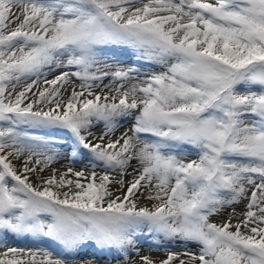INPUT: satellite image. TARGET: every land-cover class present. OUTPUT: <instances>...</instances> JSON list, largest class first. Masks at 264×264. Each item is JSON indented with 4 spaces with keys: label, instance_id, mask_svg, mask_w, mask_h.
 <instances>
[{
    "label": "snow or ice",
    "instance_id": "obj_1",
    "mask_svg": "<svg viewBox=\"0 0 264 264\" xmlns=\"http://www.w3.org/2000/svg\"><path fill=\"white\" fill-rule=\"evenodd\" d=\"M0 264H264V0H0Z\"/></svg>",
    "mask_w": 264,
    "mask_h": 264
},
{
    "label": "rangeland",
    "instance_id": "obj_2",
    "mask_svg": "<svg viewBox=\"0 0 264 264\" xmlns=\"http://www.w3.org/2000/svg\"><path fill=\"white\" fill-rule=\"evenodd\" d=\"M110 55L117 56L119 59L125 61V63H130L133 60L132 54L129 51H117L115 53H110ZM150 70L151 69H144V68L141 69L142 72L143 71H150ZM105 83H107V81H105ZM127 127H129L128 124H124L123 125V128H127ZM123 128L121 129V131L123 130ZM94 131H99V129H95ZM194 158H196L194 154L186 157V159H194ZM68 163L69 162L67 160H63L59 164H57L55 166L58 167V168H62L64 166L68 165ZM86 163H87V161L83 160V161H80V162H78V163H76V164H74L72 166L75 167L77 170H79ZM133 163H135V162H133ZM128 178H130V177H128ZM243 207H244L243 204H240V205L236 206L237 211H241L243 209ZM225 215H226V218H227V210L225 211ZM152 239H153L152 237H147V236H141L140 237V245H141V248H142V253L143 254H150V255L151 254H156V255H158V257H156V258L163 257L164 254H165L163 248H161L159 251L156 250L155 248H153L152 251L149 252V244L152 241ZM14 243H15L16 246L22 247V248H37V247H41V248H50L54 252L58 251V248H56L50 242L41 243V242H34L32 240H19V241H15ZM157 243H158V241H157ZM166 246H167V248L169 250H172V251H179V250H182V248H183V246L178 244V243L175 244V245L167 244ZM188 248L191 251H196V248H195L194 245H188Z\"/></svg>",
    "mask_w": 264,
    "mask_h": 264
},
{
    "label": "bare ground",
    "instance_id": "obj_3",
    "mask_svg": "<svg viewBox=\"0 0 264 264\" xmlns=\"http://www.w3.org/2000/svg\"><path fill=\"white\" fill-rule=\"evenodd\" d=\"M119 134V133H118ZM226 215L225 213L222 216L213 217V220L216 222H220L221 220L225 219ZM143 254V253H142ZM154 258L158 257L156 254H151Z\"/></svg>",
    "mask_w": 264,
    "mask_h": 264
}]
</instances>
